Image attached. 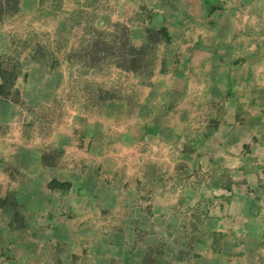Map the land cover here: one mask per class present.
<instances>
[{
  "label": "crops",
  "instance_id": "1",
  "mask_svg": "<svg viewBox=\"0 0 264 264\" xmlns=\"http://www.w3.org/2000/svg\"><path fill=\"white\" fill-rule=\"evenodd\" d=\"M148 2L170 48L133 108L59 107L36 66L22 101L0 93V264H174L139 234L189 208L204 236L181 264H264V0ZM11 43L0 25V88ZM222 168L241 180L217 187Z\"/></svg>",
  "mask_w": 264,
  "mask_h": 264
},
{
  "label": "rangeland",
  "instance_id": "2",
  "mask_svg": "<svg viewBox=\"0 0 264 264\" xmlns=\"http://www.w3.org/2000/svg\"><path fill=\"white\" fill-rule=\"evenodd\" d=\"M161 10L152 9L148 0H0V25L12 38L1 62L0 93L22 101L19 84L36 66L65 83L58 106L67 103L60 100L72 99L90 113H108L117 105L133 108L139 92L135 84L140 87L165 66L170 42L167 31L153 21ZM48 108L41 107L42 118L52 115ZM214 175L217 187L219 181L241 180V174L223 168ZM263 175L264 168L250 169L253 178L262 180ZM187 213L181 227L139 234L152 248L148 261L167 247L174 264L189 256L190 244L204 236V211L189 208Z\"/></svg>",
  "mask_w": 264,
  "mask_h": 264
}]
</instances>
